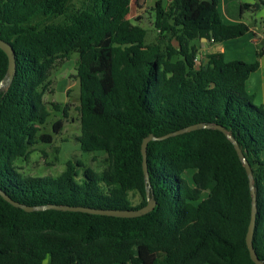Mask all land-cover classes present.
Segmentation results:
<instances>
[{
  "label": "trees",
  "instance_id": "trees-1",
  "mask_svg": "<svg viewBox=\"0 0 264 264\" xmlns=\"http://www.w3.org/2000/svg\"><path fill=\"white\" fill-rule=\"evenodd\" d=\"M131 1L0 0V39L13 47L16 64L0 91V189L28 206L140 208L147 202L142 139L200 122L221 125L252 171V243L264 261V106L246 89L259 63L225 60L218 51L197 60L201 38L233 39L248 25L224 22L217 0H157L156 35L148 40L141 17L125 18ZM260 6L264 0L241 3L240 10ZM73 52L77 141L83 151H103L104 166L69 160L56 176L23 175L15 161L28 158L38 141L52 140L40 132L49 116L43 97L52 91L51 72ZM7 64L0 49V81ZM62 127L61 119L52 124L54 132ZM147 167L156 204L138 217L25 211L0 195V264H255L245 243L248 177L222 131L149 141Z\"/></svg>",
  "mask_w": 264,
  "mask_h": 264
},
{
  "label": "rangeland",
  "instance_id": "rangeland-1",
  "mask_svg": "<svg viewBox=\"0 0 264 264\" xmlns=\"http://www.w3.org/2000/svg\"><path fill=\"white\" fill-rule=\"evenodd\" d=\"M154 0L149 4L154 5ZM77 3V0H74ZM247 13V12H245ZM248 14H246V17ZM55 21V20H52ZM59 21V20H58ZM153 11L147 8L142 14L140 25L147 29V37L156 35L152 26ZM261 55V57H263ZM78 64V53H71L70 57L59 64L50 74L52 80L51 92L46 91L44 101L47 104L49 116L41 127L40 132L51 135L50 143L38 141L32 146L28 158H18L15 164L23 175L31 176H56L60 174L67 161H81L95 170H101L104 166L105 153L103 151L87 152L79 147L77 138L80 136V126L77 106L79 103V81L75 77ZM261 74V72H259ZM52 103L60 105L58 109ZM61 119L63 127L59 132L52 130L55 120ZM184 176L190 180V171H185ZM134 203L138 202L137 196H133Z\"/></svg>",
  "mask_w": 264,
  "mask_h": 264
},
{
  "label": "crops",
  "instance_id": "crops-1",
  "mask_svg": "<svg viewBox=\"0 0 264 264\" xmlns=\"http://www.w3.org/2000/svg\"><path fill=\"white\" fill-rule=\"evenodd\" d=\"M150 0H132L130 11L125 18L133 21L141 17L147 8H151ZM157 1V0H154ZM163 3L168 0H161ZM259 0H217V9L221 19L226 23L243 22L248 25V30L241 36L221 41L200 39L198 43V62H205L206 54L210 52H222L225 60L240 59L246 62L258 61L257 70L252 72L246 81V89L254 95L256 104L264 106V6L256 10L241 12V3H254ZM155 3V2H154ZM247 12V13H245ZM246 14L248 16L246 17ZM140 20V21H141ZM261 72V74L259 73Z\"/></svg>",
  "mask_w": 264,
  "mask_h": 264
},
{
  "label": "water",
  "instance_id": "water-1",
  "mask_svg": "<svg viewBox=\"0 0 264 264\" xmlns=\"http://www.w3.org/2000/svg\"><path fill=\"white\" fill-rule=\"evenodd\" d=\"M0 49L4 51V53L7 56L8 64H7V71L5 76L0 81V91L5 90L9 87L11 84V81L13 79V75L15 73L16 64H15V54L13 47L8 42L0 39ZM202 128H209V129H218L222 131L226 137L231 141L233 144L235 151L242 162L244 169L246 171L247 177H248V183L250 188V193L252 196L251 200V211H250V219L247 226V231L245 235V243L246 247L249 252V256L251 260L255 264H264V261L260 260L253 248V233H254V227H255V218H256V202H255V192H254V186H253V176L252 171L249 166L248 161L246 160L245 156L243 155L240 147L238 146L235 139L225 130V128L221 125L217 124H205V123H195L188 126H185L183 128H180L178 130H175L173 132L166 133L161 136H155L152 133L144 137L141 141L140 149H141V155H142V171H143V177H144V187H145V196L147 199V202L144 206L136 209H109V208H95V207H87V206H81V205H75V206H69V205H56V204H45V205H34V206H28L25 204H22L11 197H9L4 191L0 189V195L5 199L7 202H9L11 205L15 207H19L25 211H34V210H45V209H57V210H63V211H80V212H86L90 214H99V215H109V216H115V217H138L143 214H146L153 210L155 207V200L151 196V189H150V180H149V172L147 167V145L149 141L152 140H163L165 138L182 134L189 131H194L197 129Z\"/></svg>",
  "mask_w": 264,
  "mask_h": 264
}]
</instances>
